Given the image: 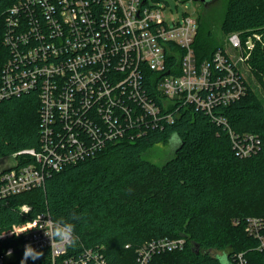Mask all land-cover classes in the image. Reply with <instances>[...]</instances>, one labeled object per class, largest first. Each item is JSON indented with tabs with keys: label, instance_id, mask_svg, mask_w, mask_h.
Returning a JSON list of instances; mask_svg holds the SVG:
<instances>
[{
	"label": "trees",
	"instance_id": "16d2710c",
	"mask_svg": "<svg viewBox=\"0 0 264 264\" xmlns=\"http://www.w3.org/2000/svg\"><path fill=\"white\" fill-rule=\"evenodd\" d=\"M17 0H0V86L11 48L4 39L5 18ZM220 27L244 36L264 28V0H226ZM194 50L199 63L217 49L208 14L198 15ZM249 62L251 74L264 90V45L257 42ZM171 73L179 72L171 66ZM245 63V64H246ZM152 74V73H151ZM145 72L142 90L154 94L152 76ZM246 93L215 105L210 113L196 104H178L174 121L163 118L144 128L128 130L134 138L108 141L97 153L53 171L40 187L0 201V264H20L23 233L42 211L54 222L74 225L75 245L53 257L49 248L26 264H85L87 249L102 251L109 264H133L136 249L158 238H184L183 249L156 254L165 264H219L217 256L248 250L249 259L264 264V252L245 231L248 216L264 219V101L245 75ZM228 119V125L219 117ZM233 132L243 140L256 134L260 148L243 155L234 147ZM176 134L175 153L158 164L146 157L156 144ZM38 88L0 99V157L40 144ZM32 157H20L21 164ZM23 204L30 205L28 211ZM239 219V223L235 220ZM24 231H21V230ZM12 255H8V249ZM220 252H214V251ZM84 257V258H83ZM93 263L92 260L89 261Z\"/></svg>",
	"mask_w": 264,
	"mask_h": 264
},
{
	"label": "built area",
	"instance_id": "2783aa9c",
	"mask_svg": "<svg viewBox=\"0 0 264 264\" xmlns=\"http://www.w3.org/2000/svg\"><path fill=\"white\" fill-rule=\"evenodd\" d=\"M161 9L148 0H17L9 8L3 39L12 57L2 72L0 99L38 88L41 137L38 148L13 153V167L0 168V201L42 186L53 171L94 155L134 126L140 134L163 118L174 121L178 104L212 113L246 93L243 65L255 44H264V31H232L231 49L219 48L199 63L193 46L198 16L169 23ZM170 57L178 73L168 69ZM145 72L152 73L154 94L142 90ZM219 120L229 124L224 116ZM231 133L241 154L259 150L256 134L241 140ZM21 156L32 160L21 164ZM49 221L55 223L42 211L37 226L24 231L26 250L29 244L33 252L49 248L53 257L67 250L68 244L45 235ZM245 231L257 240L255 251L264 252V219L248 216ZM184 246L182 237L153 239L136 249L133 264H165L154 260L157 253ZM248 252L233 254L234 264H255ZM83 256L85 264H109L102 251L87 249Z\"/></svg>",
	"mask_w": 264,
	"mask_h": 264
},
{
	"label": "rangeland",
	"instance_id": "374dc122",
	"mask_svg": "<svg viewBox=\"0 0 264 264\" xmlns=\"http://www.w3.org/2000/svg\"><path fill=\"white\" fill-rule=\"evenodd\" d=\"M150 3L160 6L163 13L168 17L169 23H173V20H180L186 15H203L208 14V17L212 20V31L216 44H222L227 49H231L228 41V33L222 30L220 27V20L225 12L226 0H214L210 6L204 8V5L197 0H148ZM264 31V28L260 30ZM262 44V43H260ZM264 45V44H262ZM243 70L248 79L251 77V85L256 90L259 97L264 101V90H262L260 84L257 82L255 77L251 74L249 62L243 65ZM170 140L161 142L153 146L145 155L148 159L158 164L164 163L170 158L179 143V138L176 134L171 135ZM17 158L14 154H8L0 157V168L6 169L13 167L16 164ZM6 237V232H0V240ZM220 252V251H214Z\"/></svg>",
	"mask_w": 264,
	"mask_h": 264
},
{
	"label": "clouds",
	"instance_id": "9594fccd",
	"mask_svg": "<svg viewBox=\"0 0 264 264\" xmlns=\"http://www.w3.org/2000/svg\"><path fill=\"white\" fill-rule=\"evenodd\" d=\"M27 209V206H25ZM49 224L52 225V230L50 233H46L45 235L49 237L50 240H57L60 243L68 244V245H75L76 238L74 237V225L72 223H66L63 221H57L55 223L49 221ZM37 226V222H32L28 225L29 229L35 228ZM21 231H24L23 229ZM27 251L23 253V257L21 259L20 264H26L29 256L32 257V260L35 261L39 259L43 253L42 251H38L33 255L32 246L29 244L26 246ZM8 255H12L11 251L7 253ZM219 264H230L227 255H219L217 256Z\"/></svg>",
	"mask_w": 264,
	"mask_h": 264
},
{
	"label": "flooded vegetation",
	"instance_id": "af4514ba",
	"mask_svg": "<svg viewBox=\"0 0 264 264\" xmlns=\"http://www.w3.org/2000/svg\"><path fill=\"white\" fill-rule=\"evenodd\" d=\"M214 0H204V1H200L203 5L204 8H207L208 6H210V4L213 2Z\"/></svg>",
	"mask_w": 264,
	"mask_h": 264
},
{
	"label": "water",
	"instance_id": "95a60500",
	"mask_svg": "<svg viewBox=\"0 0 264 264\" xmlns=\"http://www.w3.org/2000/svg\"><path fill=\"white\" fill-rule=\"evenodd\" d=\"M197 1H204V0H197Z\"/></svg>",
	"mask_w": 264,
	"mask_h": 264
}]
</instances>
